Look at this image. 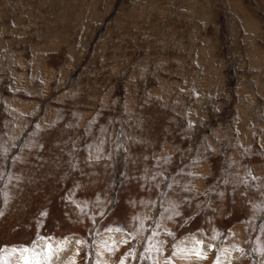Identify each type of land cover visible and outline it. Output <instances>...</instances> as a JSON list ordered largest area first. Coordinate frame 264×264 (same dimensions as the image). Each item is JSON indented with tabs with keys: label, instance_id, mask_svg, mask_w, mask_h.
I'll return each instance as SVG.
<instances>
[{
	"label": "rangeland",
	"instance_id": "374dc122",
	"mask_svg": "<svg viewBox=\"0 0 264 264\" xmlns=\"http://www.w3.org/2000/svg\"><path fill=\"white\" fill-rule=\"evenodd\" d=\"M134 261L264 264V0H0V264Z\"/></svg>",
	"mask_w": 264,
	"mask_h": 264
},
{
	"label": "bare ground",
	"instance_id": "6f19581e",
	"mask_svg": "<svg viewBox=\"0 0 264 264\" xmlns=\"http://www.w3.org/2000/svg\"><path fill=\"white\" fill-rule=\"evenodd\" d=\"M123 237V236H122ZM200 238V237H199ZM194 239H196V238H189V239H186L187 241H191V240H194ZM200 240V239H199ZM207 243V242H206ZM178 244H180V242H178ZM204 244V243H203ZM173 251V250H172ZM213 251V250H212ZM102 251L100 250V252L99 253H101ZM19 253H21V252H19ZM24 253V252H23ZM97 254H98V251L96 252ZM178 253V252H177ZM96 254V255H97ZM169 254V253H168ZM56 255V254H55ZM101 255H104V254H101ZM116 255V254H115ZM9 256V255H8ZM60 256V255H59ZM100 256V255H99ZM3 257H5V255H3ZM114 258V262L117 260V258L115 257V256H113ZM214 257V256H213ZM40 258V257H39ZM60 258H62V257H60ZM95 258V257H94ZM102 258H103V256H102ZM103 259H105V257L103 258ZM118 259H119V256H118ZM30 260V259H29ZM33 260H34V258H33ZM43 260H45V259H43ZM47 260V259H46ZM35 261V260H34ZM39 261V260H38ZM58 261V260H57ZM99 261H100V259H99ZM33 262V261H32ZM43 262H45V261H43ZM59 262V261H58ZM191 262V261H190ZM236 263V262H235ZM35 264V263H34ZM51 264V263H50ZM133 264H137V261H134L133 262ZM177 264V263H176Z\"/></svg>",
	"mask_w": 264,
	"mask_h": 264
}]
</instances>
